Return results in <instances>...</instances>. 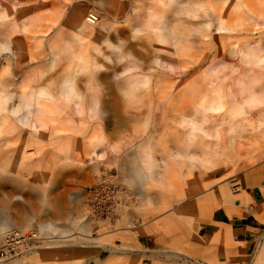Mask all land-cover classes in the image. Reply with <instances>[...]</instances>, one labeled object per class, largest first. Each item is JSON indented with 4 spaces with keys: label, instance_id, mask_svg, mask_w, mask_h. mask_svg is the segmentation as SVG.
I'll return each instance as SVG.
<instances>
[{
    "label": "rangeland",
    "instance_id": "1",
    "mask_svg": "<svg viewBox=\"0 0 264 264\" xmlns=\"http://www.w3.org/2000/svg\"><path fill=\"white\" fill-rule=\"evenodd\" d=\"M261 55L264 0H0V84L13 95L3 103L0 92V120L11 122L0 137V237L2 223L39 237L2 264H264ZM70 80L90 102L60 97ZM36 86L53 98L32 103L34 127H22L10 111ZM132 113L142 120L126 124ZM137 149L156 165L140 186L129 180ZM101 176L116 186L108 215L85 196L110 192ZM222 185L234 200L219 203ZM233 220L253 229L229 231ZM216 224L226 239L206 242Z\"/></svg>",
    "mask_w": 264,
    "mask_h": 264
},
{
    "label": "bare ground",
    "instance_id": "2",
    "mask_svg": "<svg viewBox=\"0 0 264 264\" xmlns=\"http://www.w3.org/2000/svg\"><path fill=\"white\" fill-rule=\"evenodd\" d=\"M180 1V0H179ZM182 5V4H181ZM184 5V3H183ZM153 9V8H152ZM152 12H154L152 10ZM151 14V12H150ZM153 15V14H152ZM151 15V16H152ZM150 16V15H149ZM154 16V15H153ZM226 17V16H225ZM127 18V17H126ZM153 18V17H152ZM153 20V19H152ZM174 20V19H173ZM125 22V20H124ZM172 22V21H171ZM177 22V21H176ZM179 22V21H178ZM216 22V21H215ZM163 23L164 22H158V25H157V30H163ZM172 25V24H171ZM217 27V26H216ZM209 30V29H208ZM158 31V32H160ZM79 38V37H78ZM107 41V40H106ZM110 41V40H109ZM108 42V41H107ZM9 45H6L5 48L6 49H9ZM9 51V50H8ZM135 51V50H134ZM136 53V52H135ZM138 56V55H136ZM259 56V55H258ZM264 56V55H263ZM261 55V57H263ZM140 56H138L139 58ZM9 59V58H8ZM13 60V59H12ZM12 63V62H11ZM15 63V62H14ZM137 66V65H136ZM17 69L19 68L18 64H16L15 66ZM138 67V66H137ZM15 69V68H14ZM16 69V71H17ZM39 81H37L38 83ZM13 83V82H12ZM73 80H70V81H66V84L67 86H65V90L67 91L68 95H74L76 93L75 90L71 89V87L73 86ZM0 92H3V94L5 93V96L3 97V103H7L8 101L10 102V100H12L13 98V95L9 92V90H7L9 88V85L8 84H0ZM77 94V97H79L80 99H82V97L80 96V94L76 93ZM45 96V97H43ZM51 97L53 98V95L51 94L50 91H48L47 89H45L43 86H36L34 88H32L31 90H29V94L27 93H24L23 95H21V97L24 99L23 100V104H19L17 107L14 106L12 107V110L10 111V113L12 115H15L16 116V122L21 125L22 127H34V124L32 123L33 119H34V111L30 110L31 106H32V103H37V104H40L42 101H44L46 99V97ZM21 98V99H22ZM233 101V100H232ZM251 101V100H250ZM233 103H235L233 101ZM238 104V103H237ZM155 111V110H154ZM5 116V115H4ZM6 118H8V115H6L3 120H5ZM32 119V121H31ZM155 120V118H154ZM2 119L0 120V137L5 135L8 131L7 129L3 128V124L5 123L6 125H11V122H8L7 120L3 123L1 122ZM193 125V123H192ZM20 127V126H18ZM196 126L193 125V128H195ZM14 128V127H13ZM18 129V128H16ZM192 129V128H191ZM194 131V130H193ZM190 132V131H189ZM195 132V131H194ZM196 133V132H195ZM22 134V133H21ZM193 134V132H192ZM193 137V136H192ZM13 138V137H12ZM191 139V138H190ZM6 140V139H5ZM190 147V145H188ZM188 149V148H187ZM138 151V150H137ZM142 154L143 155H148L149 151L148 150H142ZM8 153V152H7ZM140 153V152H139ZM186 153V152H185ZM189 153V152H188ZM179 154V153H178ZM181 154V153H180ZM189 155V154H188ZM181 156V155H180ZM187 157V156H186ZM190 159V158H189ZM151 161V160H150ZM191 161V159H190ZM164 162V161H163ZM153 163V162H151ZM149 162V159L148 158H145V161H140V160H135L134 162V165L132 166V180H134V182L138 185H142V184H146V182H148L149 180H151L153 177H152V174L149 175L146 171V169H148L149 167H154L156 166L155 164H151ZM162 166V165H161ZM159 167V166H158ZM150 169V168H149ZM5 172V170H4ZM10 173V172H8ZM4 174V173H3ZM221 194L223 196H230V191L228 190V188H226L225 186H221ZM89 214V209L86 210ZM259 216L261 217L262 215L259 214ZM259 217V218H260ZM109 223V222H108ZM83 231V230H82ZM8 232V233H7ZM14 232H24L25 234L26 233H30V232H33L37 235L38 237V233L36 231H30V230H20V229H13L11 226L9 225H4L3 227V233H6V235L0 237V240H5L10 234L14 233ZM216 232L218 234H220V231H217ZM38 240H39V237H38ZM198 248V247H197ZM117 249V248H116ZM264 249V248H263ZM31 251H33V249H30V250H23L22 254L20 256H14L10 259H7V260H1L0 261V264L6 262V261H9V260H12V259H16V258H21V257H24L26 255H28ZM259 260V259H258ZM263 262V261H262ZM260 262V263H262ZM257 264V263H256ZM259 264V263H258Z\"/></svg>",
    "mask_w": 264,
    "mask_h": 264
},
{
    "label": "crops",
    "instance_id": "3",
    "mask_svg": "<svg viewBox=\"0 0 264 264\" xmlns=\"http://www.w3.org/2000/svg\"><path fill=\"white\" fill-rule=\"evenodd\" d=\"M65 86H67V85H65ZM65 86H62L61 87V89H60V97L61 96H63L64 94H67L68 95V93H67V91L65 90ZM89 87V91L92 93V91H93V89H94V87H90V86H88ZM74 88H75V90H76V93H78V94H80L81 95V97H82V99H83V103H86L87 101L88 102H90L89 100H90V95H87L86 94V92L84 91V90H81L79 87H77L76 85L74 86ZM57 92V91H56ZM74 94V95H77V94ZM52 94H54V91L52 92ZM71 96H73V95H71ZM74 97V96H73ZM76 98H77V96H76ZM78 99H79V97H78ZM84 100H86V102L84 101ZM130 102V101H129ZM91 105H90V110L91 109H94L93 108V106H94V102H91L90 103ZM89 110V111H90ZM142 118V117H141ZM141 118H139V115L138 114H136V115H134L133 113L132 114H130V116H128L127 118H126V120H125V123L126 124H128L129 122H131V121H140V120H142ZM62 132V131H61ZM86 133H89V132H86ZM85 133V138H87L88 139V141L89 142H92V140H91V138H92V135H91V137H90V135H87ZM62 133H60V137L61 136H64V135H61ZM142 147H145V145L144 146H142ZM96 147H91V151H93V152H95L96 151V149H95ZM138 150V151H137ZM136 151H134V152H132L130 155H131V158L132 159H137L138 158V152H139V150L140 149H137ZM142 150H144V149H141V151H140V153L139 154H141V157L140 158H144V157H147V158H150V157H152V155L150 154V150H148L149 151V153H148V155L146 156V155H143L142 153ZM105 152H107V150H105ZM102 153H104V152H102ZM97 157H102V155L101 156H97ZM127 164H129V163H127ZM128 166V165H127ZM127 166H125L123 163L119 166L120 167V169H123V168H129V167H127ZM130 170L132 169V167H130L129 168ZM145 172H147V169H146V171ZM148 173V172H147ZM132 170H131V176L129 177V180H130V182H132V183H134V184H136L135 182H134V180H132ZM146 184H147V182H146ZM246 184H247V186H250V185H252L251 184V182L249 181V179H247V182H246ZM137 185V184H136ZM139 186H140V184H138ZM145 185V184H144ZM222 186H225L226 187V185H222ZM226 188H228V187H226ZM229 190V189H228ZM219 197H220V200H219V203L220 202H228V201H232V200H234L235 198L233 197V195L230 193V196H223L222 194H221V186H220V194H219ZM240 200H243V202H244V195H241L240 197H238ZM257 217L259 218L260 216H259V214L260 215H262L261 217H264V214H263V211L261 210V209H259L258 210V212H257ZM235 219V218H234ZM249 218L247 217V218H245L244 220L245 221H247ZM259 219H261V218H259ZM234 222H232V223H228L227 224V227H228V230L229 231H232V232H236V233H238L239 235H241V236H247L246 234H248V232H249V230L250 229H253L252 228V226H250L248 223H238V221L237 220H233ZM9 225V226H11L9 223H2L1 224V232H3V227H4V225ZM12 227V226H11ZM48 227V224H41L40 225V227L38 228V231H42V230H44V229H46ZM83 227V229L85 230V229H87L86 228V226H82ZM130 227H131V225H130ZM13 228V227H12ZM82 229V228H81ZM147 229H148V232L150 233V235L151 236H154L153 238L156 240V241H161L162 239L161 238H159V233H157L155 230L156 229H154V225H152V226H149V227H147ZM216 230L217 231H220V234H218L217 232H216ZM228 230H226L227 232H229ZM226 237H227V233L225 232V229H224V227H222L221 225H219V224H216V225H214L212 228H211V233H210V235H209V237L208 238H206V242L208 241V242H210V241H220V240H223V239H226ZM161 239V240H160ZM193 247L194 248H197V247H200L201 245H203V242H201V241H199L198 239H194L193 240ZM124 251L125 250H127V248H126V246L124 245L123 246V248H122ZM224 253H226L227 254V256L230 258V259H232V260H234L236 257H237V255H238V253H239V249H238V247H236V246H230L228 249H226V251L224 252ZM24 261H25V259H21V260H18V261H14V262H10L9 264H12V263H14V264H24Z\"/></svg>",
    "mask_w": 264,
    "mask_h": 264
},
{
    "label": "built area",
    "instance_id": "4",
    "mask_svg": "<svg viewBox=\"0 0 264 264\" xmlns=\"http://www.w3.org/2000/svg\"><path fill=\"white\" fill-rule=\"evenodd\" d=\"M100 184L106 183L108 185L107 194H103L104 191L100 186L90 189L89 192L86 191V199L92 201V199L100 202L101 200L105 201L106 210L105 213L108 215L112 212L114 200H112L113 192H115L116 186L114 184V178L110 176H101L99 177ZM102 182V183H101ZM87 207L89 213L93 215L94 213H101L99 211V205H95L94 202H88ZM38 237L35 233H24V232H14L10 234L5 240H0V261L7 260L14 256H20L23 250L33 249L38 243Z\"/></svg>",
    "mask_w": 264,
    "mask_h": 264
}]
</instances>
